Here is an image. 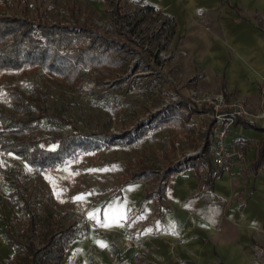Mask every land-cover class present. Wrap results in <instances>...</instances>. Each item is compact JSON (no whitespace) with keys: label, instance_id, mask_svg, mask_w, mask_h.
Segmentation results:
<instances>
[{"label":"rangeland","instance_id":"rangeland-1","mask_svg":"<svg viewBox=\"0 0 264 264\" xmlns=\"http://www.w3.org/2000/svg\"><path fill=\"white\" fill-rule=\"evenodd\" d=\"M112 1L107 4L102 0H11L9 6L0 3V15L33 17L38 13L54 22L68 18L69 9L75 5L77 15L89 20L95 29L108 35L123 30L134 38L137 41L131 43L134 60L141 64L139 73H144V76H135L138 82L130 90L112 89L99 98L98 94H87L43 67L25 71L4 69L0 77V111L13 117L22 116L5 97V84L36 85L49 98L50 111L68 118L79 131L97 129L122 134L140 125L147 126V131L135 133L133 140L111 145L104 143L47 171L37 170L13 153L0 151V227L9 221L20 240L36 247L42 240L45 225L33 227L31 219L19 205L10 201L13 190L10 174L14 172L18 174L22 189L41 219L54 220L57 228L69 226L74 220H79L83 226L85 235L74 239L69 248L64 249L60 264H264V233L261 231L234 237L227 227L223 229L222 226L211 236L202 237L204 242L200 240L197 244L195 234L182 235L176 229L167 227L158 213V197L165 204L169 201V193L163 196L165 190L160 191L159 179L144 184L141 192L143 199L138 196L129 202L117 225L105 219L107 209L116 206L120 197L117 194L125 186L123 179L128 176L129 170L133 172L142 164L151 163L157 169L165 170L174 164L183 149L196 143L192 134L195 115L191 128L181 130L174 126H154L152 116L160 109L167 110L168 105L180 102V96L189 97L191 89L214 93L218 88L227 87L228 77L227 70H213L209 60L203 56V42L216 30L210 8L198 9L194 18L181 28L175 26L169 13L160 9L155 13L141 12L139 9L145 0H121L126 14L120 17L117 24L118 15L109 11L115 7L117 0ZM257 11L254 13L255 21L264 28V20H260L258 15L264 14V11ZM192 25L208 28L201 27L198 32L196 28L191 30ZM191 39L192 42L189 41ZM152 54H158L162 62L150 68L148 64L152 63ZM208 75L212 78L207 82L203 78ZM93 76L90 70L89 81ZM249 80L257 81L255 78ZM256 83L264 100V81ZM241 95L231 91L228 94L250 103L247 97ZM67 129L68 125L63 128ZM59 131L57 128L50 130L42 127L38 134ZM177 139L182 140L180 148L175 146ZM149 192L154 193L153 198L148 197ZM80 195L84 196L83 200L74 199ZM105 223L112 226L105 227ZM147 231L154 234L153 238H163L166 244L158 249L154 247L155 254L152 251L150 259L142 238ZM124 239L126 242H121ZM101 242L106 246H100ZM132 247L136 249L131 250ZM7 263L22 264L14 252L4 255L0 252V264Z\"/></svg>","mask_w":264,"mask_h":264},{"label":"trees","instance_id":"trees-1","mask_svg":"<svg viewBox=\"0 0 264 264\" xmlns=\"http://www.w3.org/2000/svg\"><path fill=\"white\" fill-rule=\"evenodd\" d=\"M102 1L107 4L113 2ZM0 3L9 6L11 0H0ZM69 10L68 18L56 22L38 13L33 17L0 15V77L4 69L25 71L43 67L87 94H98L99 98L112 89L128 91L133 88L138 82V77L135 76L141 74L144 76V73H139L140 62L134 60V47L131 43L137 41L123 30L108 35L95 29L89 20L81 19L77 15L75 5ZM139 10L143 13L157 11L151 4H144ZM109 11L118 15L117 24L120 17L126 14L121 0H117L115 7ZM171 20L174 22L172 17ZM151 60L152 63L148 64L150 68L153 64L162 62L158 54H152ZM90 70L94 75L92 81L88 78ZM3 89L5 97L22 113V116L13 117L0 111V151L22 157L39 171L55 169L64 165L68 159L76 158L81 152L99 148L104 143L107 145L124 143L126 140L135 139V133L147 131L145 125L126 130L122 134L97 129L79 131L71 125L68 118L50 111L49 98L40 87L5 84ZM200 110L195 104L183 99L168 105L167 110L160 109L151 120H154V126L190 129L193 116ZM67 125L69 129L63 130ZM42 127L50 130L57 128L60 131L39 135L38 131ZM189 162L198 164L199 160L194 156ZM181 168L179 165H173L169 167L168 172ZM203 168L200 166L197 174L200 175ZM10 175V184L13 187L10 201L19 205L24 214L31 219L33 227L45 225L42 233L44 245L36 247L28 241L20 240L9 221L6 222L3 234L5 242L22 264L60 263L62 256L57 253L59 249L54 248L52 244L57 243L63 250L69 248L72 240L84 236L83 226L79 224V220H74L69 226L57 228L54 220L41 219L22 189L18 174L13 172ZM161 177L162 173L154 163L142 164L137 170L128 171V176L123 179V185L139 180L151 182ZM206 184L208 186L206 191L197 192L189 197L185 206L197 215L216 222L223 213L225 200L213 191L209 177ZM205 195H208L204 203L205 208L200 209ZM159 208L162 210L161 205Z\"/></svg>","mask_w":264,"mask_h":264},{"label":"crops","instance_id":"crops-1","mask_svg":"<svg viewBox=\"0 0 264 264\" xmlns=\"http://www.w3.org/2000/svg\"><path fill=\"white\" fill-rule=\"evenodd\" d=\"M144 4H151L156 10L169 13L174 19L175 26L181 28L188 20L194 18L199 12L198 9L210 8L216 30L204 40L203 56L209 60L213 70H227L225 86L231 93L242 94L241 96L247 97L255 109L264 110L263 93L256 83L260 80L264 81V28L256 23L254 15L257 10L263 13L261 11H264V0H145ZM258 15L260 18L261 14ZM201 27L192 25L191 30L196 28L200 32ZM189 41L192 42V39ZM185 44L190 48L187 42ZM211 78L208 75L203 80L208 82ZM252 78L257 81L251 82L249 79ZM247 124L237 122L232 126L227 137L229 144L242 145L248 158V164L245 166L234 169L220 168L213 163L211 157H208L202 164L185 166L181 163L179 168H182L174 172H168L169 167L174 164L166 167L167 176L160 191L165 190L163 196L169 193V201L163 204L158 197L159 206H162V210L158 207V213L163 217L167 227L176 229L182 235L195 234L197 244H200V240L204 242L202 237L211 236L222 226L223 229L227 227L234 237L238 235L245 237L255 231L264 233V117L253 125ZM200 166L204 168L199 175L197 170ZM160 171L162 173V170ZM208 177L213 191L225 200L223 213L216 222L197 215L185 206L189 197L197 192L206 191ZM152 182L154 181L139 180L123 186L117 194L120 197L115 208L105 210V214L121 217L126 212L129 202L137 199L138 196L143 199L141 192L144 184ZM153 196L154 193H148V197L153 198ZM207 198L208 195H205L201 201V208L199 205L197 207L204 209ZM108 220L109 223L117 225L111 219ZM5 225L0 227L2 255L14 252L4 239ZM153 235L151 231L142 234L148 259L153 255L154 247L158 249L166 245L163 238H153ZM122 241L126 242L125 239ZM253 242L259 244L255 240ZM135 249L136 247H132L131 250ZM246 253L250 255L249 251Z\"/></svg>","mask_w":264,"mask_h":264},{"label":"built area","instance_id":"built-area-1","mask_svg":"<svg viewBox=\"0 0 264 264\" xmlns=\"http://www.w3.org/2000/svg\"><path fill=\"white\" fill-rule=\"evenodd\" d=\"M260 20H264V14L261 15ZM229 93V89L223 87L214 93H200L191 89L189 97L180 96L181 100L186 99L201 110L195 114L193 120L192 134L196 143L182 150L179 157L174 161L175 166L181 163L190 166L189 160L194 156L198 158L201 164L206 158L211 157L213 163L220 168L234 169L248 164V158L242 145L227 142L228 133L232 126L239 121L248 124L257 123L261 117H264V110H255L244 98L229 97ZM175 146L178 148L183 146L182 140H175ZM166 176V171L162 170V177L157 181L158 186L163 185ZM33 241L36 240L33 238ZM41 242L39 247L44 245L43 240ZM52 245L59 249L57 250L59 255L64 254V250L59 248L57 243Z\"/></svg>","mask_w":264,"mask_h":264},{"label":"snow or ice","instance_id":"snow-or-ice-1","mask_svg":"<svg viewBox=\"0 0 264 264\" xmlns=\"http://www.w3.org/2000/svg\"><path fill=\"white\" fill-rule=\"evenodd\" d=\"M74 199L77 200V201H80V200H83V199H84V196H83V195H80V196L75 197ZM92 218H94V217H92ZM119 218H120V217H118V216H109V215H106V217H105L106 220L111 219V220L113 221V223H117V224H118V222H119ZM104 226H105V227H109V226H112V225L109 224V223H105ZM100 246H106V245H104V244L101 242V243H100Z\"/></svg>","mask_w":264,"mask_h":264}]
</instances>
